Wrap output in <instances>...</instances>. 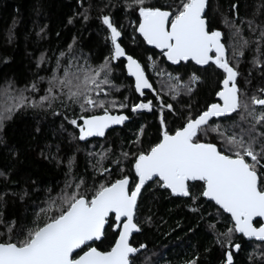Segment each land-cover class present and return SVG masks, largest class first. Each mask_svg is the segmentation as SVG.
Listing matches in <instances>:
<instances>
[{
	"label": "snow or ice",
	"instance_id": "obj_1",
	"mask_svg": "<svg viewBox=\"0 0 264 264\" xmlns=\"http://www.w3.org/2000/svg\"><path fill=\"white\" fill-rule=\"evenodd\" d=\"M125 7L138 12V25L134 31L148 45L160 49L168 61L175 64L190 59L197 65L211 62L222 70L223 78L215 92L222 103H209L196 115L189 110L174 131L170 130L164 118L165 109L175 112L173 105L159 103L156 141L146 148L140 147L136 152H121L112 160L121 173L120 178L93 183L87 191H81L87 183L85 178L76 179L71 175L73 162L70 158L64 188L55 196L50 194L51 190H47L49 195L42 202V207L35 206L30 224L17 229L16 221L12 220L5 226L8 235L0 234V264H133L134 254L145 249L146 245L141 243L134 247L129 238L133 232L141 231L136 223V211L143 189L152 181L156 182L154 188L170 190L173 196L188 197L192 212H198L199 207L193 205L206 198L218 206L217 216L222 215L221 209L230 214L231 226L224 232L216 231L215 222L207 225L214 235V244L223 251L220 264H235L233 249L239 250L241 245L233 243L234 233L264 241V223L258 227L253 223L254 217L264 218V87L256 89L251 96L239 88L240 73L227 58L226 47L220 40L222 33L217 29H208L204 15L207 0H178L175 7L170 4L151 6L147 0H126ZM237 9L238 4H231L229 11L233 15L231 18L225 17V21L235 28L236 36L240 35L245 22L250 32H258L255 39L259 52L260 45L264 44V23L257 24L254 19L245 21V18L239 17ZM84 19H88L87 14ZM98 19L106 29V41L111 44L109 55L104 57L103 62L89 64L86 57L75 55L74 43L68 44L67 50L56 56L50 75L38 77L20 89L8 82L4 90L6 101L0 106V125L10 119L14 111L25 107L51 110L59 104L66 111L72 109L73 113L74 108L78 107L80 114L74 113L72 118L64 116V119L78 130V138L83 141L93 135L102 137L109 126L121 125L129 119L123 111L119 114L113 112L117 108L125 109V103L107 99L110 93L105 86L115 87L109 78L111 62L118 57H126L125 67L135 78V91L141 96L142 90L152 88V85L141 64L132 55H127L118 42L122 33L110 16L102 14ZM237 19L240 24L235 23ZM68 23H73L72 17L68 18ZM75 40L74 36L73 42ZM241 41L240 49H233V59L237 64L238 57L243 54L242 49L249 43L242 37ZM213 52L214 55L211 54ZM62 58H67V63H63ZM82 58L83 64L79 63ZM44 63L50 61L41 53L36 61L37 67ZM253 65H264V60L254 57ZM157 75H167L168 94L173 98L181 92L191 93L200 80L195 73L188 81H182L179 74L173 76L163 70ZM40 81L47 82L43 95H39L38 99L26 96L29 90L35 92L38 89ZM101 94L105 98H100ZM155 99L160 102L162 97L157 93ZM98 108L102 109L101 114H88ZM152 108L151 100L131 106L133 114L141 109L151 111ZM237 112L238 120L232 121L231 125L211 124L210 118L227 120L229 114ZM145 131V126L141 125L134 134L136 138L129 144L142 145ZM210 132L220 139L221 147L201 140L202 135L207 136ZM70 135L75 138L74 132ZM109 151L105 149L95 154L89 153L90 157L96 158V163L92 165L96 178L110 175V168L103 167ZM41 154L44 155L43 152ZM12 155L16 153L13 151ZM129 157L134 177L123 174L126 169L122 165ZM0 176L5 174L0 172ZM189 182H199L196 194L192 193ZM23 198L24 194H21ZM145 220L150 223L151 217ZM3 224L4 221L0 219V225ZM106 240L109 242L106 249L96 246L98 242ZM198 256L199 253L183 264H199ZM249 259H253L252 254H249ZM260 259L264 260V254Z\"/></svg>",
	"mask_w": 264,
	"mask_h": 264
},
{
	"label": "trees",
	"instance_id": "obj_2",
	"mask_svg": "<svg viewBox=\"0 0 264 264\" xmlns=\"http://www.w3.org/2000/svg\"><path fill=\"white\" fill-rule=\"evenodd\" d=\"M177 2L178 0H147L151 6L170 4L175 7ZM233 3L238 4L239 17L245 18V21L254 19L260 24L264 23V0H208L205 13L208 29H217L222 33L227 58L240 73L239 88L251 96L256 89L264 87V65H253L254 57L264 60V44L260 45L258 52L255 37L259 33L250 32L246 22L242 25L240 35H234L235 28L225 21V17L231 18L233 15L229 11ZM125 4L126 0H0V104L1 95L9 81L14 88L20 89L38 77L50 75L56 56L61 51H66L70 43H74L75 55L86 57L89 64L102 63L111 49L110 41L105 39L106 29L98 19L102 14L109 15L121 31L118 42L127 55H132L141 64L152 85V91L155 89V92L146 91L141 96L135 91L133 80L126 73V59L118 57L112 61L109 78L115 87L107 85V91L114 89L112 93L116 94L115 98L127 105L125 109L113 112L119 114L123 111L129 119L108 130L102 137H86L83 141L78 138V130L64 119V116L72 118L74 113L80 114L78 107L74 108V113L72 109L66 111L59 104L51 110L25 107L14 111L11 118L0 125V140L3 141L0 143V172L5 174L0 176V219L4 221L0 225V234L8 235L5 226L12 220L16 221L17 229L29 225L35 206L42 207V202L48 197L47 190H51L50 194L55 196L64 188L70 158L73 162L71 175L76 179L84 177L87 181L81 191L89 190L93 183L99 184L101 180L120 178L121 173L112 164V160L121 152H136L140 147L146 148L156 141L159 133V103L173 105L175 112L165 109L164 118L170 130L174 131L181 125L189 110L196 115L209 103L217 100L215 92L223 78L222 71L213 64L203 68L192 62H181L176 66L168 64L161 52L148 48L136 34L134 29L138 24V12L126 8ZM85 14L88 16L87 20L84 19ZM69 17L73 18L71 24L68 23ZM235 23L240 24V20L237 19ZM241 37L249 43L242 49L243 54L238 57L237 64L236 59H233V49H240ZM41 53L49 58L50 63L37 67L36 61ZM62 61L67 63V58H62ZM79 63L83 64L84 59ZM161 70L173 76L179 74L182 81H187L195 73L200 80L191 93L181 92L173 98L168 94L167 77L157 75ZM46 87L47 82L40 81L35 92L29 90L25 95L38 99ZM157 93L162 97L160 102L155 99ZM100 98L105 97L101 94ZM148 100L153 103L151 111L141 109L132 113V104ZM257 109L259 110V106ZM101 112L102 109L98 108L88 114L98 115ZM238 117L237 112L227 120H212L211 124L228 126L232 121L238 120ZM141 125L146 128L142 145H130L129 141L136 138L134 134ZM73 132L75 138L70 135ZM201 140L222 146L220 139L212 132L207 136L202 135ZM105 149L110 151L103 167L110 168V175L96 178L92 167L96 158L90 157L89 153L95 154ZM13 151L15 156L12 155ZM122 167L126 169L124 175L134 177L131 157ZM155 183L152 181L143 189L136 211V223L140 225L141 231L132 236L130 243L134 247L143 243L146 248L134 257L133 264H183L197 253L199 264H220L223 251L214 244V235L207 225L215 222L216 231L224 232L231 226L229 216L221 210L222 215L217 216L218 208L204 198L199 200L198 205H193L200 210L192 212L188 197H173L169 191L154 188ZM190 185L192 193L196 194L199 182ZM21 194H24L23 199ZM146 217H151L150 223L146 222ZM254 224L258 226L260 221L256 220ZM112 240L114 242V237ZM233 243L241 245L239 250L233 249L235 264H264V260L260 259L264 254V241H247L234 233ZM96 246L106 249L109 242H98ZM249 254H252L253 259H249Z\"/></svg>",
	"mask_w": 264,
	"mask_h": 264
},
{
	"label": "water",
	"instance_id": "obj_3",
	"mask_svg": "<svg viewBox=\"0 0 264 264\" xmlns=\"http://www.w3.org/2000/svg\"><path fill=\"white\" fill-rule=\"evenodd\" d=\"M207 5H208V0H207ZM206 9H207V7H206ZM205 12H206V10H205ZM204 15H205V13H204ZM138 25V24H137ZM136 34L138 35V36H140L141 37V39L143 40V37L138 33V32H136ZM220 40H221V43H222V35H221V37H220ZM144 41V40H143ZM144 43H145V45L148 47V48H152V49H155L156 51H158V52H161V50L160 49H157V48H155V46L154 45H148L147 43H146V41H144ZM223 44V43H222ZM162 53V52H161ZM211 54H213L214 55V52L213 53H211ZM163 55V54H162ZM226 55H227V52H226ZM164 57V56H163ZM125 59H126V57H124ZM164 59H165V61L168 63V64H170V65H173V66H176V65H178L179 63H186V62H192L194 65H196L197 67H200V68H202V67H205V66H207V65H197L196 63H195V61H192V60H188V61H179V62H177V63H172L171 61H168L167 60V58L166 57H164ZM211 63V62H210ZM126 64H127V59H126ZM125 64V65H126ZM125 69H126V67H125ZM222 71V70H221ZM126 73H127V75L130 77V78H132V80H133V85L135 84V78L134 77H131L130 76V74L128 73V71H127V69H126ZM145 76H146V74H145ZM146 78H147V76H146ZM148 79V78H147ZM134 89H135V87H134ZM143 92H146V91H152V88H146V89H143L142 90ZM153 92V91H152ZM138 94H140V93H138ZM217 99H218V101L217 102H214V103H222V101H220L219 100V98L217 97ZM114 114H117V113H114ZM99 115V114H98ZM232 114H229V116H231ZM212 119H218V118H216V117H213V118H210V121L212 120ZM126 122V121H125ZM124 122V123H125ZM122 125V124H121ZM118 126H120V125H111V126H109V128H107V129H105V133L108 131V130H110V129H113V128H115V127H118ZM90 137H101V136H96V135H93V136H90ZM189 183H195V182H189ZM169 192H170V190H168ZM173 196V195H172ZM173 197H181V198H187V197H182V196H173ZM205 200H207L206 198H204ZM208 201V200H207ZM209 202H212L214 205H215V202L214 201H209ZM216 206V205H215ZM217 208H218V206H216ZM221 211L223 212V210L221 209ZM224 213V212H223ZM225 215H227V216H229V218H230V214H228V213H224ZM231 220V219H230ZM256 220H259L260 221V223H264V218H260V217H254L253 218V223H255V221ZM254 226H256L255 224H254ZM259 226V225H258ZM258 226H256V227H258ZM137 232H133L131 235H130V241H131V238H132V236L134 235V234H136ZM118 234V233H117ZM238 235H241L242 237H243V235L241 234V233H237ZM245 240H247V241H252V240H254V241H258V242H263V241H261V240H258L257 238H255V237H252V238H247V237H243ZM142 250H144V249H141V250H139V252L137 253V254H139ZM137 254H134V257L137 255Z\"/></svg>",
	"mask_w": 264,
	"mask_h": 264
},
{
	"label": "rangeland",
	"instance_id": "obj_4",
	"mask_svg": "<svg viewBox=\"0 0 264 264\" xmlns=\"http://www.w3.org/2000/svg\"><path fill=\"white\" fill-rule=\"evenodd\" d=\"M167 74V73H166ZM166 77H167V75H165ZM188 81V80H187ZM107 86V85H106ZM105 86V88H106V90H108L109 88L108 87H106ZM163 86V88H164V85H162ZM119 89H121V88H119ZM113 91H114V89H113ZM112 91V89H110V91H109V93H110V95L107 97V99H109V100H112V99H115V100H117V101H120V102H123V103H125L124 101H121L120 99H117V98H115V93H112L113 92ZM172 97V96H171ZM1 100H2V102H1V104H0V106H3L4 105V103H5V101H6V97H5V95H4V92L2 93V95H1ZM114 110H119V108H117V109H114Z\"/></svg>",
	"mask_w": 264,
	"mask_h": 264
},
{
	"label": "flooded vegetation",
	"instance_id": "obj_5",
	"mask_svg": "<svg viewBox=\"0 0 264 264\" xmlns=\"http://www.w3.org/2000/svg\"><path fill=\"white\" fill-rule=\"evenodd\" d=\"M209 64H212V63H209ZM209 64H208V65H209ZM213 65H214V64H213ZM205 67H206V66H205ZM202 68H203V67H202ZM217 101H218V99H217L215 102H217ZM213 103H214V102H213ZM232 115H233V114H232ZM218 119H220V118H218ZM212 120H215V119H212ZM212 120H211V121H212ZM190 184H192V183H190Z\"/></svg>",
	"mask_w": 264,
	"mask_h": 264
},
{
	"label": "bare ground",
	"instance_id": "obj_6",
	"mask_svg": "<svg viewBox=\"0 0 264 264\" xmlns=\"http://www.w3.org/2000/svg\"><path fill=\"white\" fill-rule=\"evenodd\" d=\"M208 6V5H207ZM207 10V9H206ZM206 13V12H205Z\"/></svg>",
	"mask_w": 264,
	"mask_h": 264
}]
</instances>
